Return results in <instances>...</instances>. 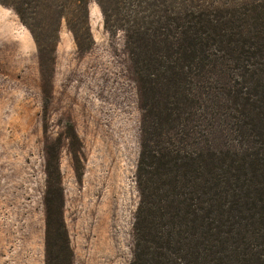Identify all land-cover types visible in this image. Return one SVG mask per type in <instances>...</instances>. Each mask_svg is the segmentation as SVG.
I'll return each instance as SVG.
<instances>
[{
    "label": "trees",
    "instance_id": "obj_1",
    "mask_svg": "<svg viewBox=\"0 0 264 264\" xmlns=\"http://www.w3.org/2000/svg\"><path fill=\"white\" fill-rule=\"evenodd\" d=\"M91 1L4 3L36 43L46 110L57 28L91 51ZM95 1L126 35L142 110L130 264H264V2ZM66 137L78 156L73 126ZM47 154L45 264H74L58 151Z\"/></svg>",
    "mask_w": 264,
    "mask_h": 264
},
{
    "label": "rangeland",
    "instance_id": "obj_2",
    "mask_svg": "<svg viewBox=\"0 0 264 264\" xmlns=\"http://www.w3.org/2000/svg\"><path fill=\"white\" fill-rule=\"evenodd\" d=\"M15 1L0 0V264H45L50 149L58 151L74 264H130L142 110L126 35L106 29L95 0L89 5L91 51L78 50L63 21L46 110L36 43L4 4ZM70 126L81 143L78 156L66 137Z\"/></svg>",
    "mask_w": 264,
    "mask_h": 264
}]
</instances>
